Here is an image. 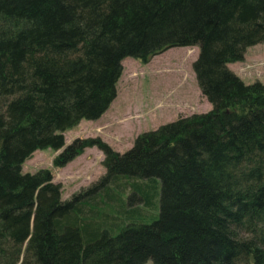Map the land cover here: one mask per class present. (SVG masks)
Returning <instances> with one entry per match:
<instances>
[{
    "label": "trees",
    "instance_id": "1",
    "mask_svg": "<svg viewBox=\"0 0 264 264\" xmlns=\"http://www.w3.org/2000/svg\"><path fill=\"white\" fill-rule=\"evenodd\" d=\"M264 42V0H0V264H264V82L228 66ZM198 46L213 109L139 134L66 143L118 95L123 60ZM88 147L106 173L62 198Z\"/></svg>",
    "mask_w": 264,
    "mask_h": 264
},
{
    "label": "rangeland",
    "instance_id": "2",
    "mask_svg": "<svg viewBox=\"0 0 264 264\" xmlns=\"http://www.w3.org/2000/svg\"><path fill=\"white\" fill-rule=\"evenodd\" d=\"M198 46L167 49L143 62L134 57L123 60V74L118 82V95L110 108L96 120H82L67 130L66 143L78 138L101 137L115 150L130 149L143 132L177 120L181 116L205 113L213 109L202 94L193 63ZM247 84L264 82V42L247 49L243 61L228 64ZM61 150L39 149L23 164L24 172L50 169L54 181L62 185V198L87 189L106 173L104 153L88 147L64 167L54 165ZM146 264H155L149 260Z\"/></svg>",
    "mask_w": 264,
    "mask_h": 264
}]
</instances>
